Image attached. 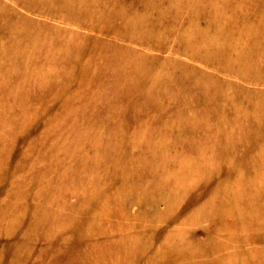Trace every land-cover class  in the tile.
I'll return each mask as SVG.
<instances>
[{
    "label": "rangeland",
    "instance_id": "374dc122",
    "mask_svg": "<svg viewBox=\"0 0 264 264\" xmlns=\"http://www.w3.org/2000/svg\"><path fill=\"white\" fill-rule=\"evenodd\" d=\"M0 264H264V0H0Z\"/></svg>",
    "mask_w": 264,
    "mask_h": 264
}]
</instances>
